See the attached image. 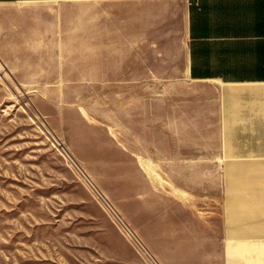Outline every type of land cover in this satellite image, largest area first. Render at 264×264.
Returning <instances> with one entry per match:
<instances>
[{
  "label": "crops",
  "instance_id": "0c3cea01",
  "mask_svg": "<svg viewBox=\"0 0 264 264\" xmlns=\"http://www.w3.org/2000/svg\"><path fill=\"white\" fill-rule=\"evenodd\" d=\"M0 59H185L184 87L167 88L168 120L154 113L146 124L137 110L130 121L122 109L119 165H135L128 181L145 183L137 200L156 194L147 176L163 186L157 161L183 177L166 200L189 214L153 221L174 249L164 264H264V246H240L264 242V216L244 223L228 213L239 204L231 177L264 175V0H0ZM210 176L224 215H193L194 195L209 205Z\"/></svg>",
  "mask_w": 264,
  "mask_h": 264
},
{
  "label": "rangeland",
  "instance_id": "374dc122",
  "mask_svg": "<svg viewBox=\"0 0 264 264\" xmlns=\"http://www.w3.org/2000/svg\"><path fill=\"white\" fill-rule=\"evenodd\" d=\"M184 68L185 59H0V264H164L172 258L174 249L153 221L189 214L166 200L172 178L183 177L165 173L173 163L157 161L163 186L147 176L153 199L133 198L146 186L128 181L135 165H119L120 125L127 105L130 121L137 110L146 124L154 113L168 120L167 88L182 90ZM136 162L145 174L155 171ZM217 178L209 177V205L202 206L200 179L193 177L199 192L193 215H224ZM241 195L254 200L255 193Z\"/></svg>",
  "mask_w": 264,
  "mask_h": 264
},
{
  "label": "bare ground",
  "instance_id": "6f19581e",
  "mask_svg": "<svg viewBox=\"0 0 264 264\" xmlns=\"http://www.w3.org/2000/svg\"><path fill=\"white\" fill-rule=\"evenodd\" d=\"M231 178L234 179V184L239 186L238 189L241 188V192L237 195V197H235L237 199V203H239L238 207H236V206L235 207H233V206L228 207L229 216L234 217L235 222H236V219L240 220L241 222H244V223L250 222V221H252V219L255 220L259 215L257 209H259V207L264 208V188L263 189H257L258 185L264 184V175H259V176L238 175V176H234ZM241 183H245V185L252 184L254 186V188L253 187L252 188H248V187L243 188L240 186ZM235 189H237V187ZM242 192L246 193V194L248 193V195H252V196H254L253 194L255 193L254 200L250 199V197H248V198L243 197L241 195ZM106 197H108V196L106 195ZM239 207L240 208L241 207L254 208V210L245 212L242 209L239 210ZM256 221H258V220H256ZM249 226H251V225H249ZM241 228L243 229V227H241ZM257 228H259L261 231H264V224L261 226H258ZM257 244L258 245L259 244L264 245V242L263 241L253 242V240H251V239L250 240H241V242H240V246L242 248L259 247Z\"/></svg>",
  "mask_w": 264,
  "mask_h": 264
}]
</instances>
